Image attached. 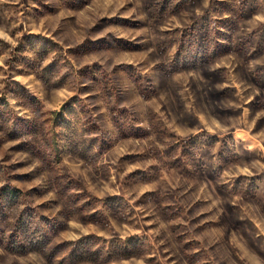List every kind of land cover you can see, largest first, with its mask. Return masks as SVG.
I'll return each instance as SVG.
<instances>
[{"label":"rangeland","instance_id":"1","mask_svg":"<svg viewBox=\"0 0 264 264\" xmlns=\"http://www.w3.org/2000/svg\"><path fill=\"white\" fill-rule=\"evenodd\" d=\"M0 264H264V0H0Z\"/></svg>","mask_w":264,"mask_h":264}]
</instances>
